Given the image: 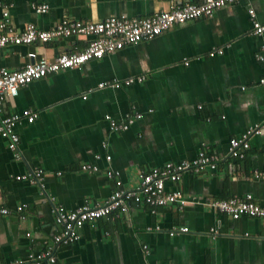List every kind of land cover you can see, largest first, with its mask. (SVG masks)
<instances>
[{"label": "crops", "instance_id": "1", "mask_svg": "<svg viewBox=\"0 0 264 264\" xmlns=\"http://www.w3.org/2000/svg\"><path fill=\"white\" fill-rule=\"evenodd\" d=\"M10 23L47 29L63 18L98 21L108 16L146 17L178 1L197 0H0ZM46 4L45 12L32 5ZM264 21V0H239L215 9L209 17L174 24L150 40L129 44L79 68L48 74L4 96L2 115L31 109L38 117L14 125L16 158L0 136V264H47L29 253L52 249L56 264H264V218H232L212 205L216 199L252 194L264 203V33H252L248 10ZM2 6L0 5V19ZM89 37H60L47 43L8 45L0 49V68L17 69L35 51L52 59L82 50ZM223 52L210 56L213 48ZM142 76L118 87L97 88L112 79ZM140 113L124 130L112 131L105 115L123 120ZM243 158L226 154L228 141L251 125ZM102 143L105 146L102 147ZM221 156L217 168L187 171L177 183L183 207H151L131 202L127 212L84 223L80 238L55 244L61 227L55 208L101 203L121 180L137 182L140 170L166 161L194 157L200 149ZM99 171L81 170L94 161ZM110 155L106 161L104 156ZM43 170L40 184L16 175ZM111 169L114 174L106 175ZM117 172L118 174H115ZM21 206L20 209H17ZM186 226L188 231L169 234ZM27 233H29L27 235Z\"/></svg>", "mask_w": 264, "mask_h": 264}, {"label": "built area", "instance_id": "2", "mask_svg": "<svg viewBox=\"0 0 264 264\" xmlns=\"http://www.w3.org/2000/svg\"><path fill=\"white\" fill-rule=\"evenodd\" d=\"M239 0H197L178 1L170 4L169 8L153 13L146 17H128L111 15L98 21L63 18L50 28L42 29L32 23L21 28L14 27L9 20L8 5L2 6L0 19V49L8 45L47 43L60 37H89L87 45L80 51L62 52L52 59L35 51L27 53L28 61L17 69L0 68V136L8 140V147L13 155L18 158V135L14 131V125L20 119L32 122L38 117V113L31 109H23L19 113L2 115V100L4 96H15L20 86L26 85L33 80L42 78L48 74L70 68H79L90 59L101 58L105 54L112 53L126 45L138 43L143 40L153 39L174 24L183 23L198 17H209L216 8ZM36 12H45L46 4L32 5ZM252 33L260 35L264 33V21H258L254 17V11L248 10ZM221 47L213 48L208 52L210 56L221 54ZM258 59L264 65V55L257 54ZM142 76L127 77L125 79H112L100 81L97 88L105 86L118 87L121 84L128 85L134 81H142ZM261 85L264 86V75L261 76ZM140 113L127 114L123 120H115L110 115H105L112 131L124 130L136 119ZM259 132L258 124L251 125L240 135L232 137L228 141L226 154L243 158L246 150L250 147L249 138ZM102 147L105 143L101 144ZM101 158L99 153L94 154V161L81 164V170L87 172L99 171L96 162ZM106 161L110 155L104 156ZM221 156L215 152L200 149L197 154L180 161H166L161 166L152 167L149 170L138 172L137 182L131 188H124L121 180H117V187L101 203L90 205L82 203L73 209L65 210L63 207L55 208V222L61 229L53 236L55 244H69L77 241L80 235L77 231L84 223L92 222L100 217H109L113 213L128 211L131 202L145 203L151 207L177 205L183 207L186 203L183 191L178 187L167 188V183H177L183 173L187 171L200 172L205 169L217 168ZM43 170L35 168L27 174L16 175V179H26L29 182L40 184L43 179ZM114 171L106 170L108 177ZM115 174H118L115 172ZM254 177L264 179V168L254 171ZM212 205L232 218L241 216L264 218V203L255 201L252 194L234 195L228 198L216 199ZM18 206L17 209H20ZM6 207H0V216L8 214ZM188 231V227L181 226L171 229L170 235ZM29 233H27L28 235ZM29 260H44L47 264H56V256L52 249L37 251L28 254ZM23 259H15L10 264H23Z\"/></svg>", "mask_w": 264, "mask_h": 264}]
</instances>
